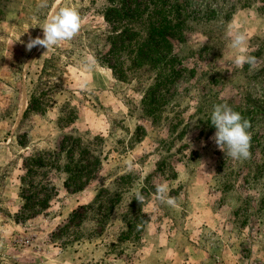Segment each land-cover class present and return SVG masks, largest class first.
Instances as JSON below:
<instances>
[{
    "label": "rangeland",
    "instance_id": "obj_1",
    "mask_svg": "<svg viewBox=\"0 0 264 264\" xmlns=\"http://www.w3.org/2000/svg\"><path fill=\"white\" fill-rule=\"evenodd\" d=\"M39 3L0 0V264H264V0H62L78 34L27 51ZM219 103L246 160L212 139Z\"/></svg>",
    "mask_w": 264,
    "mask_h": 264
},
{
    "label": "clouds",
    "instance_id": "obj_2",
    "mask_svg": "<svg viewBox=\"0 0 264 264\" xmlns=\"http://www.w3.org/2000/svg\"><path fill=\"white\" fill-rule=\"evenodd\" d=\"M61 2L62 0H57V7L46 16L42 24L38 25L42 29L43 36L37 35L33 38L29 35L25 44L27 51H31L32 48L37 46L48 50L53 46H59L64 41L73 39L78 34L81 28L79 11L73 7L60 6ZM46 6L47 0H40L39 7ZM27 31L28 29L25 32ZM227 34L230 38V47L238 53L234 57L235 65L242 67L245 63L251 64L255 58L244 54L246 52V35L235 29L232 24H229ZM18 40H20V37ZM20 42L24 43V41ZM7 57L11 59V56ZM86 62L89 68L94 64L91 57L87 58ZM210 121L216 129L212 139L225 155L235 160H246L250 157L251 135L248 131L250 123L240 112L235 111L227 103L215 104L213 105ZM156 193L158 200L166 202L168 205L175 204L174 199L167 197L168 187L166 184L157 185ZM135 199L140 203L144 200L139 190L135 192Z\"/></svg>",
    "mask_w": 264,
    "mask_h": 264
},
{
    "label": "trees",
    "instance_id": "obj_3",
    "mask_svg": "<svg viewBox=\"0 0 264 264\" xmlns=\"http://www.w3.org/2000/svg\"><path fill=\"white\" fill-rule=\"evenodd\" d=\"M115 12V13H114ZM113 14H116L115 16H117V15H119L120 17L121 16H124V13L123 12H121L118 8H110V9H108V11H107V13H106V18L108 19V20H110V18L112 17L111 15H113ZM162 32L163 31H160V30H158V28H156L155 26H153L151 29H150V37H148L147 38V40H146V42H148V41H152V39H151V37H154V36H156V35H162ZM121 36V38L122 37H124L125 36V34L124 35H120ZM150 43V42H149ZM145 44V43H144ZM146 45V44H145ZM153 93V92H152ZM39 159H42V157H39L37 160H39ZM30 171L31 172H33V169H30ZM28 200H31V198H32V196H28V197H26ZM27 206H29V204H27L26 205V208H27Z\"/></svg>",
    "mask_w": 264,
    "mask_h": 264
}]
</instances>
